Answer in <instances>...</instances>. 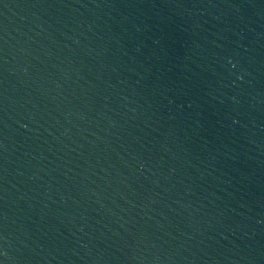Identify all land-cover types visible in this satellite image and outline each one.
<instances>
[{
    "label": "water",
    "instance_id": "1",
    "mask_svg": "<svg viewBox=\"0 0 264 264\" xmlns=\"http://www.w3.org/2000/svg\"><path fill=\"white\" fill-rule=\"evenodd\" d=\"M0 264H264V0H0Z\"/></svg>",
    "mask_w": 264,
    "mask_h": 264
}]
</instances>
